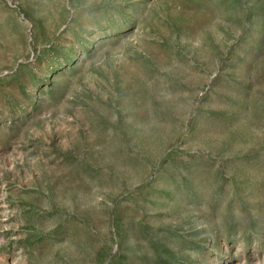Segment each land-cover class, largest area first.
Segmentation results:
<instances>
[{
	"label": "rangeland",
	"instance_id": "1",
	"mask_svg": "<svg viewBox=\"0 0 264 264\" xmlns=\"http://www.w3.org/2000/svg\"><path fill=\"white\" fill-rule=\"evenodd\" d=\"M0 264H264V0H0Z\"/></svg>",
	"mask_w": 264,
	"mask_h": 264
}]
</instances>
